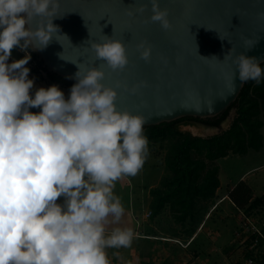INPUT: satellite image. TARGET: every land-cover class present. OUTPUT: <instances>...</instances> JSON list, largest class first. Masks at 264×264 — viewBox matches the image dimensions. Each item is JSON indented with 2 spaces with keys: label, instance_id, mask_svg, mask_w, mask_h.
I'll return each mask as SVG.
<instances>
[{
  "label": "clouds",
  "instance_id": "obj_1",
  "mask_svg": "<svg viewBox=\"0 0 264 264\" xmlns=\"http://www.w3.org/2000/svg\"><path fill=\"white\" fill-rule=\"evenodd\" d=\"M148 2L149 21L170 30L168 10H161L159 0ZM59 6L60 0H0V264H112L107 249L129 248L136 238L132 228L107 232L106 226L119 224L125 214L114 194L116 182L137 176L148 157L145 118L118 111L117 91L101 83L105 72L77 63L67 100L56 85L30 95L27 50H44L60 33L52 22L61 18ZM146 10L147 4L137 8L140 14ZM37 17L42 19L34 30L26 27ZM245 43L247 51L258 40ZM14 48L25 56L9 64ZM91 49L112 72L129 63L120 40L104 36ZM138 49L148 62L151 48ZM232 63L241 84L261 82L257 58L239 54ZM31 108L42 110L34 114ZM112 255L121 259L119 252Z\"/></svg>",
  "mask_w": 264,
  "mask_h": 264
},
{
  "label": "water",
  "instance_id": "obj_2",
  "mask_svg": "<svg viewBox=\"0 0 264 264\" xmlns=\"http://www.w3.org/2000/svg\"><path fill=\"white\" fill-rule=\"evenodd\" d=\"M141 4H147L143 14L137 12ZM159 4L169 12L168 31L149 21L148 0H60L61 18L52 21L60 33L44 50L30 48L31 52L46 71L69 81L77 82L79 69L73 63L104 71L101 83L117 91V110L143 116L144 126L221 114L246 84H241L238 73L234 79L235 55L264 63V0H159ZM40 19L26 27L34 30ZM104 36L125 45L129 63L122 72H112L104 61L96 60L91 44L102 43ZM257 40L246 51L245 42ZM141 44L151 48L148 62L140 58ZM232 48L233 57L224 60ZM134 86L138 87L133 95Z\"/></svg>",
  "mask_w": 264,
  "mask_h": 264
},
{
  "label": "trees",
  "instance_id": "obj_3",
  "mask_svg": "<svg viewBox=\"0 0 264 264\" xmlns=\"http://www.w3.org/2000/svg\"><path fill=\"white\" fill-rule=\"evenodd\" d=\"M27 51L31 60L25 67L32 72L39 71L42 62L30 48ZM24 56L25 53L18 48L12 50L11 58L15 61L23 59ZM35 64L37 67H34ZM260 66L264 69V63ZM48 77L52 83L61 84L69 89L76 83L54 73H49ZM28 79H31L30 74ZM30 95L33 96L31 90ZM233 109L237 110V114L232 125L219 134L198 136L181 128L182 125L220 128L228 121ZM41 110L29 109L34 114ZM144 135L149 142L169 143L165 158L169 175L163 179L159 187L151 191L153 198L150 202V219L154 221L165 209H169L175 222L181 225L182 232L189 240L198 232L212 204L217 201V193L221 186V169L218 161L232 154L246 155L250 150L260 151L264 147V76L259 84L255 81L246 82L238 99L215 117L203 119L187 116L171 122L144 126ZM229 197L235 207L243 211L249 219L254 218L255 210H260L264 206V195L252 200L250 187L244 181L231 191ZM135 207L136 212H142L141 201L136 202ZM253 221L256 222L254 219ZM258 225L264 235V224ZM240 231L243 232V226L240 227ZM142 234L152 236L150 227ZM199 238L195 237L190 245L198 246ZM256 238H259L260 244L257 251H252L249 246ZM237 244L245 245L244 260L253 257L260 264H264V236H260L259 233H243L238 237ZM198 248L200 249L195 252V257L204 259L207 251L201 246Z\"/></svg>",
  "mask_w": 264,
  "mask_h": 264
},
{
  "label": "rangeland",
  "instance_id": "obj_4",
  "mask_svg": "<svg viewBox=\"0 0 264 264\" xmlns=\"http://www.w3.org/2000/svg\"><path fill=\"white\" fill-rule=\"evenodd\" d=\"M14 61V59L11 60L9 58L8 63L10 64ZM34 67H37L36 64ZM29 74L34 82H46L50 87L55 85L46 81V76L45 74H43V76L42 72L30 71ZM58 87L64 93L65 99L67 100L70 96V91L60 86ZM236 114L237 110L233 109L228 121L220 128H210L203 125H182L181 128L184 131L192 132L194 135L205 137L213 136L228 129L232 125ZM148 148L149 154L140 173L135 177H123L116 182L114 194L121 198L122 204L125 208V214L121 218L119 224L107 225V232H111L112 229L117 227L132 228L134 232L137 233H143L150 227L151 234L157 232L154 228L156 221H151L149 216L151 211L150 202L153 198L151 191L159 187L163 179L169 175L165 159L169 149V143L165 141L149 142ZM218 164L221 169L220 179L224 183V186L220 189L219 194L217 195L218 198H221L230 189H235L242 181L250 187L253 197L252 200L264 195V147L260 151L250 150L246 155L232 154L227 158L220 159ZM136 200L141 201L142 203L143 209L140 213L136 212L137 209L135 204L138 202ZM63 202L64 197L58 198V204H63ZM231 204L232 202L227 200L223 203L222 207H232ZM232 209V221L228 226V231L226 227L219 222V217L221 215H226L225 212L223 213L224 209L214 212L212 218L210 219L211 226L207 231L214 233V230L218 229V226L221 227L224 232L223 242L215 240L210 241V239L207 238L206 240L197 241V245L207 251L204 256L203 264L244 263L245 245L237 244L239 237L238 233L240 232V227L243 223V217L241 214L243 211L239 212L240 214L238 212L236 214L237 209L234 207ZM226 211L228 214L231 213L229 209ZM254 213L255 216L253 219L256 221L255 224H264V206L261 207L260 210H255ZM159 216L158 224L160 226V232L164 231L170 235H177L178 232L182 231L180 224H174L175 220L169 209H165ZM182 237L187 240L184 242V244H186L188 239L183 232ZM135 239L133 240L132 246L129 248L107 249L112 264H148L150 262L151 264L156 262V264H167L164 260L166 257L167 259L170 258L169 264H197V262L195 263V261H198L197 257H195V252L200 248L196 245L184 248V246L178 242H171L173 245L172 248L169 246L167 248L162 246L160 249L156 248L153 244L152 249L149 248V251H151L153 255L151 258L147 249L145 247L141 249V247L137 245ZM113 252H119L121 259L113 257ZM141 252L142 254H140ZM153 258H156V260H152Z\"/></svg>",
  "mask_w": 264,
  "mask_h": 264
},
{
  "label": "crops",
  "instance_id": "obj_5",
  "mask_svg": "<svg viewBox=\"0 0 264 264\" xmlns=\"http://www.w3.org/2000/svg\"><path fill=\"white\" fill-rule=\"evenodd\" d=\"M224 186V183L221 181V186H220V188H219V190H218V193H217V195L219 194V191H220V189L222 188ZM231 190L232 189H230L229 191H227L221 198H218L217 199V201L214 203V204H212L213 206L211 207V209H210V211L208 212V215L206 216V218H205V220L203 221V223L201 224V226H200V228L198 229V232L195 234V236H194V238L195 237H201V238H199L200 240H206V238L207 239H210V241L211 240H215V241H218V242H223V239H224V232H223V230H222V228L221 227H219L218 226V229H216V230H214V233H212V232H208L207 230L210 228V226H211V222H210V219L212 218V216H213V214H214V212H218L219 210H222V209H224V211H223V213L225 212V216L224 215H221L220 217H219V222L220 223H222L223 224V226L224 227H226V229H227V231H228V226H229V224H231V217H232V212H233V207L234 208H236L235 207V204L231 201V199H230V197H229V194L231 193ZM226 196V197H225ZM227 200H229V201H231L232 202V207H227V206H224V207H222V205H223V203L225 202V201H227ZM227 209H229L230 210V214H228L227 213ZM237 209V208H236ZM237 212L239 213V212H241V210H236V214H237ZM243 213L244 212H242L241 214H242V217H243ZM240 214V213H239ZM238 214V215H239ZM159 217L160 216H157L156 218H155V220L154 221H156V224H155V230L157 231L156 233H152L151 235L152 236H146L145 234H142V233H137V232H135V233H137L136 234V243H137V245L139 246V247H141V249L143 248V247H145L146 249H147V251L149 252V254H150V256H151V258L153 257V255H152V252L151 251H149V248H151L152 249V245L154 244L155 245V247L156 248H160L161 249V247L162 246H165V248H167L168 246L170 247V248H172L173 247V245L171 244V242H178V243H180V244H182L183 246H184V248L186 247V248H189V247H191V245H192V243H193V238H191V239H189L188 240V242L186 243V244H184V242H185V240L186 239H183V237H182V231H180V232H178V234L177 235H170L169 233H167V232H160V226H159V224H158V220H159ZM215 218H216V216H215ZM228 218V219H227ZM174 224H178V223H174ZM208 227V228H207ZM143 233H145V232H143ZM185 235V234H184ZM197 235V236H196ZM210 237H209V236ZM186 236V235H185ZM150 238V239H149ZM186 238V237H185ZM191 244V245H190ZM179 246V245H178ZM181 247V246H180ZM169 248V249H170ZM136 251H138V250H136ZM223 252V251H222ZM226 257V256H225ZM198 259V261H195V263L197 262V264L198 263H200L201 264V262H202V264L204 263V259H202V257H198L197 258ZM207 259V258H206ZM152 260H156V258H153ZM164 260L166 261L165 263H167V264H169V261H170V258H168L167 259V257L166 258H164ZM157 263V262H156ZM156 263H152V264H156Z\"/></svg>",
  "mask_w": 264,
  "mask_h": 264
},
{
  "label": "built area",
  "instance_id": "obj_6",
  "mask_svg": "<svg viewBox=\"0 0 264 264\" xmlns=\"http://www.w3.org/2000/svg\"><path fill=\"white\" fill-rule=\"evenodd\" d=\"M242 226H243V232L240 231L238 233V236L240 237L243 233H248V234H256L259 233L260 236H264L263 233L261 232V229L259 227L258 224H255L253 219H249L245 213H243V219H242ZM251 222V223H249ZM260 244V240L259 238H256L253 243L249 246L250 250L252 251H257L258 250V246ZM243 264H260L255 258L250 257V258H246L244 260Z\"/></svg>",
  "mask_w": 264,
  "mask_h": 264
},
{
  "label": "flooded vegetation",
  "instance_id": "obj_7",
  "mask_svg": "<svg viewBox=\"0 0 264 264\" xmlns=\"http://www.w3.org/2000/svg\"><path fill=\"white\" fill-rule=\"evenodd\" d=\"M10 59L12 60V58L10 57ZM39 60V59H38ZM42 68H39V72H42V75L43 74H45V78H46V81H48L49 83H52L51 81H50V79H49V77H48V74H49V72L48 71H46V70H44L45 68L43 67V63H42V66H41ZM43 70V71H42ZM44 76V75H43ZM60 77V76H59ZM43 83H46V82H43ZM52 84H54V83H52ZM48 85V84H47ZM56 85V84H55ZM58 86H60V87H62V88H65V89H68L69 91H70V89L69 88H67V87H64V86H62L61 84H57ZM49 86V85H48ZM50 87V86H49Z\"/></svg>",
  "mask_w": 264,
  "mask_h": 264
},
{
  "label": "bare ground",
  "instance_id": "obj_8",
  "mask_svg": "<svg viewBox=\"0 0 264 264\" xmlns=\"http://www.w3.org/2000/svg\"><path fill=\"white\" fill-rule=\"evenodd\" d=\"M40 88H45V89H47V88H49V86L48 85H46V84H43V83H40V82H34V86H33V88H32V93L33 94H35V92L38 90V89H40ZM196 131V130H195ZM226 197V196H225ZM197 236V235H196ZM150 239V238H149ZM193 239H194V237H193Z\"/></svg>",
  "mask_w": 264,
  "mask_h": 264
}]
</instances>
